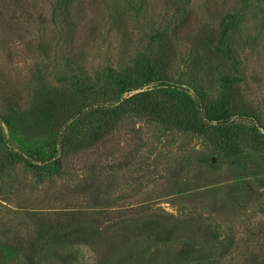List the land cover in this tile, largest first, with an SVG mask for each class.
<instances>
[{
	"label": "rangeland",
	"instance_id": "1",
	"mask_svg": "<svg viewBox=\"0 0 264 264\" xmlns=\"http://www.w3.org/2000/svg\"><path fill=\"white\" fill-rule=\"evenodd\" d=\"M37 1L36 14L43 16L24 21L25 49L18 41L0 45V100H27L28 94L66 86L83 73L77 51L91 76L110 67L133 66L139 55H152L156 44L151 37L169 21L167 0H96L83 28V46L77 48L65 40L69 30L59 17L52 19L54 1ZM185 3L199 24L197 30L217 27L224 13L239 18L231 43L240 60L239 87L261 121L253 125L249 119L237 120V141L241 139L245 152H214L206 139L172 133L132 115L92 150L67 157L61 174L38 177L22 163L10 167L0 177V264H264V150L248 142L264 139V3ZM120 9L129 13V37L116 23ZM194 38L178 45L175 70L183 71L180 79L189 87L201 88L215 100L223 93L219 77L232 62L225 61L224 69L202 61L196 73L193 60H183L193 51ZM36 103L29 98L22 112L8 107L1 113L22 128L34 127ZM89 123L79 126L82 133L99 125ZM36 127L46 129L40 123ZM5 128L16 151L43 152L53 143L51 134L24 138ZM5 153L0 150V155ZM83 203L94 216L63 233L44 227L46 221L56 226L65 207ZM98 209L111 216L102 225ZM232 238L239 244L250 238L251 254L246 249L240 255L226 253Z\"/></svg>",
	"mask_w": 264,
	"mask_h": 264
},
{
	"label": "trees",
	"instance_id": "2",
	"mask_svg": "<svg viewBox=\"0 0 264 264\" xmlns=\"http://www.w3.org/2000/svg\"><path fill=\"white\" fill-rule=\"evenodd\" d=\"M53 1L52 19L59 17L62 25L69 30L68 34L64 32L65 40L80 48L83 46L81 44L85 36L83 28L89 21L90 13H93L96 0ZM185 2L187 0H167L166 13L169 21L167 20L166 26L162 29L157 28L151 37V43L153 41L156 44L154 52L151 56L139 55L133 66L120 70L110 67L91 76L82 52L77 51L79 55L75 56L79 58L78 65L83 73L72 77L66 86L53 91L41 90L33 96L28 94L27 100L21 98L0 100V150L6 152L0 155V177H3L10 167L21 163L38 177L43 174L50 176L61 174L67 157L71 155L77 157L92 150L107 135L114 132L123 120L132 115L158 123L163 130L172 133L206 139L214 152L227 151L234 155H242L245 151H242L239 145L241 139L237 141L241 137L236 128L237 120L249 119L253 125L255 122L261 124V121L244 102L239 87L242 81L238 68L240 60L236 51L231 49L234 38L232 36L240 28L239 18L235 14L224 13L219 17L217 27L211 28L210 31H207L206 27L197 30L199 24L195 21L193 12L187 9ZM262 2L264 3V0ZM39 6L37 0H0V45L6 46L9 40L15 43L18 41L22 49H25L27 40L23 23L25 20L29 22V18L35 16L42 19L43 15L36 14ZM136 9L138 8L136 7L134 11L139 12ZM148 10L149 8H145L144 12ZM128 14L123 9L118 10L116 23L119 31L129 37ZM173 22L177 24L172 26ZM193 37H195L191 45L193 51L183 60L185 63L193 60L192 65L195 66L196 73L199 74L198 71L204 61L209 68L219 66L224 69L227 65L225 61L232 62L229 69H226L227 72L219 77L223 93L215 100L208 97L201 88L189 87L188 82L180 79L183 77V71L179 73L175 70L180 53L178 45L181 41L192 40ZM45 52L50 54V48L46 47ZM46 57L51 59L50 55ZM196 73L191 72L193 80L198 78ZM208 76H211L210 73ZM29 98L31 102L37 101L33 109L36 122L33 124L44 125L46 129L43 132L40 129L36 130L40 128L36 127L37 125L34 127L28 125V128L25 125L26 128H22L13 124L8 115L1 113L2 108L8 107L22 112L23 105L28 103ZM85 121L99 125L88 133H82L79 126ZM3 124L11 133H19L22 137L35 136L41 132L42 135L51 134L53 143L43 152L39 150L25 152L21 149L16 151L7 138ZM253 128L255 133H259L257 125ZM258 140L251 138L248 142H254L257 147L264 150V139ZM2 190L0 186V196L4 194ZM86 205L87 203H83L65 207L58 215L60 219L56 221V226L46 221L44 227H53L48 228V232L61 233L72 229L95 215L93 209L91 207L88 209ZM98 210L100 213L97 222L98 225H102L104 220L111 216L105 209ZM61 215H64L63 219ZM249 240L250 238H246L243 244H239L232 238L224 251L226 253L233 251V255L235 253L240 255L246 249L250 255Z\"/></svg>",
	"mask_w": 264,
	"mask_h": 264
}]
</instances>
